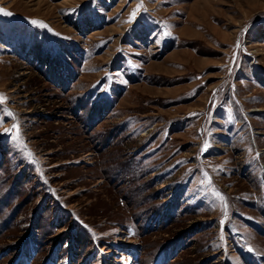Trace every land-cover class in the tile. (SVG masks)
<instances>
[{
	"label": "rangeland",
	"instance_id": "obj_1",
	"mask_svg": "<svg viewBox=\"0 0 264 264\" xmlns=\"http://www.w3.org/2000/svg\"><path fill=\"white\" fill-rule=\"evenodd\" d=\"M0 9V264H264V0Z\"/></svg>",
	"mask_w": 264,
	"mask_h": 264
},
{
	"label": "snow or ice",
	"instance_id": "obj_2",
	"mask_svg": "<svg viewBox=\"0 0 264 264\" xmlns=\"http://www.w3.org/2000/svg\"><path fill=\"white\" fill-rule=\"evenodd\" d=\"M0 14H2V15H11L10 13H7V12H4L2 9H0ZM133 18H134V16H133ZM3 97L2 96H0V103H2L3 102ZM252 249H249V251H251Z\"/></svg>",
	"mask_w": 264,
	"mask_h": 264
}]
</instances>
